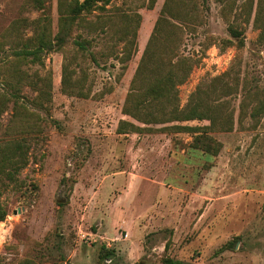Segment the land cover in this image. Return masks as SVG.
Instances as JSON below:
<instances>
[{"label": "rangeland", "instance_id": "374dc122", "mask_svg": "<svg viewBox=\"0 0 264 264\" xmlns=\"http://www.w3.org/2000/svg\"><path fill=\"white\" fill-rule=\"evenodd\" d=\"M143 2L148 0H112L107 14L115 16L116 24L105 35L75 27L74 34L93 39L88 50L93 57L80 53L78 65H72L76 75L81 69L86 74L89 96L83 98L62 91V65L75 52L72 44L42 54L41 61L16 62L13 50L32 36L33 26H19L14 39L5 32L14 21H34L42 11L30 0H0V78L6 80L4 65L19 64L33 80L52 79V98L43 107L34 101L36 90L26 86L21 93L20 101L42 118L43 131L36 133L16 183L2 188L6 217L0 223V264L22 258L38 264H164L166 257L184 264H264V113L250 117L256 98L264 99V39L254 12L244 24L242 47L224 44L231 39L228 24L214 0H207L206 11L198 0L201 23L183 26L181 49L202 59L179 86L181 105L203 79L227 73L232 83L239 77L231 96L234 128L213 133L222 147L206 161L200 151L188 148V133L116 132L120 120L144 126L122 112L164 0H156L152 9L140 7ZM45 5L54 35L58 0ZM121 11L141 16L136 50L124 70L123 62L106 56L118 27L115 14ZM98 14L106 12L94 10L86 18L95 20ZM122 46L117 43L119 53ZM12 117L10 104L0 118V137L19 135ZM103 247L111 251L109 257Z\"/></svg>", "mask_w": 264, "mask_h": 264}, {"label": "trees", "instance_id": "16d2710c", "mask_svg": "<svg viewBox=\"0 0 264 264\" xmlns=\"http://www.w3.org/2000/svg\"><path fill=\"white\" fill-rule=\"evenodd\" d=\"M30 1L35 9L42 11V15L34 21L27 18L14 21L4 35L14 39L19 37L17 34L21 28L19 26H33L31 27L32 36L25 39L22 47L13 50L16 62L28 59L41 61L42 54L63 49L68 44H72L75 52L68 60L65 59L62 65V91L68 96L88 97L89 91L84 90L86 74L81 69L80 74L76 75L77 71L72 65H78L76 61L80 53L82 57L91 55L88 50L93 44V39L83 38V35L73 32L75 27L82 26L88 30V34L96 33L97 30L101 32L100 34H107V28L116 24L113 19L115 16L107 14L110 13L108 12L110 9L106 6L112 0H58V29L54 35L51 31L50 17L46 13L47 0ZM201 1L205 4V11L209 10L207 0ZM214 1L219 3L220 12L228 24L227 31L231 39L224 40L225 45L243 46L244 24L249 23L253 12L254 25L260 29L259 38L264 39V0H242L241 3L239 0ZM155 3L156 0H148V3H141L140 7L152 9ZM201 7L198 0H164L122 106L123 114L144 126L132 121L120 120L116 132L118 134L143 131L188 133L192 137L187 145L188 148L192 151H200L205 155L206 161H210L218 155L222 147L213 133L232 131L234 128L231 96L238 90L240 83L239 77H235L230 83L226 79L229 75L227 73L203 79L190 93L187 102L181 105L179 86L188 80L193 68L198 66L202 59L196 53L190 55L181 49L183 26L201 23ZM94 10L106 12V14L94 15L95 20L87 19L86 15H91ZM115 15L119 17L118 27L111 34L114 43L106 56H114L117 61L123 62L124 70L127 67V61L136 50L137 30L141 16L138 13L132 14L125 11ZM118 42H123L121 53L116 50ZM2 69L7 76L6 80L0 78V118L12 104L11 127L19 135L0 137V197L2 188L16 183L18 173L29 162V151L32 142L37 139L36 133L43 131L39 123L42 119L39 113L31 111L20 101L23 97L21 95L23 88L28 86L38 92L34 101L39 106H42L41 104L45 101L50 102L52 98L50 75L38 76L33 80L27 72L19 69V64H14L12 68L4 65ZM242 89H246L245 86ZM247 94L246 91L240 104L241 114ZM256 101L251 109V118L264 113V99L256 98ZM204 120L208 121V124H186L190 121ZM205 166L211 167V162H206ZM5 217L6 211L0 203V223ZM104 250L106 251L104 256L109 257L111 251L106 248ZM163 260L164 264H184L168 257ZM17 264L38 263L29 258H22Z\"/></svg>", "mask_w": 264, "mask_h": 264}]
</instances>
